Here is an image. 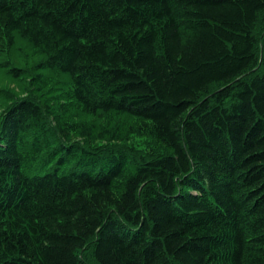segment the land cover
I'll return each mask as SVG.
<instances>
[{"label": "trees", "instance_id": "trees-1", "mask_svg": "<svg viewBox=\"0 0 264 264\" xmlns=\"http://www.w3.org/2000/svg\"><path fill=\"white\" fill-rule=\"evenodd\" d=\"M262 14L0 0V264H264Z\"/></svg>", "mask_w": 264, "mask_h": 264}, {"label": "rangeland", "instance_id": "rangeland-1", "mask_svg": "<svg viewBox=\"0 0 264 264\" xmlns=\"http://www.w3.org/2000/svg\"><path fill=\"white\" fill-rule=\"evenodd\" d=\"M256 34L260 38V50L264 52V14L261 15V18L256 26ZM14 86H11L13 88ZM7 88V85L4 82H0V89ZM6 93V91H5ZM5 114V109L0 106V119L2 120ZM128 149L135 153H145L150 150H158L157 145L146 137H133L129 144L127 145ZM109 147V146H105ZM126 147V146H125Z\"/></svg>", "mask_w": 264, "mask_h": 264}]
</instances>
